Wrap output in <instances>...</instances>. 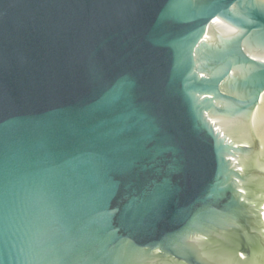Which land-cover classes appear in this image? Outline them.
Masks as SVG:
<instances>
[{"label":"water","instance_id":"water-1","mask_svg":"<svg viewBox=\"0 0 264 264\" xmlns=\"http://www.w3.org/2000/svg\"><path fill=\"white\" fill-rule=\"evenodd\" d=\"M261 180L264 0H0V264H227Z\"/></svg>","mask_w":264,"mask_h":264},{"label":"flooded vegetation","instance_id":"flooded-vegetation-1","mask_svg":"<svg viewBox=\"0 0 264 264\" xmlns=\"http://www.w3.org/2000/svg\"><path fill=\"white\" fill-rule=\"evenodd\" d=\"M254 190L264 192V180L256 181ZM252 211L256 219L257 228L260 229V233L262 234L261 239L259 238L260 245H255L254 243L247 244L245 242L234 246L232 244L231 248L233 246V249L230 255L226 253L228 250L223 252V262L227 264H257L252 258L255 253H259L260 246L264 242V196L260 200L254 199Z\"/></svg>","mask_w":264,"mask_h":264}]
</instances>
